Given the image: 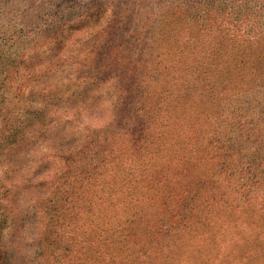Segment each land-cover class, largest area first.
<instances>
[{
	"label": "trees",
	"instance_id": "16d2710c",
	"mask_svg": "<svg viewBox=\"0 0 264 264\" xmlns=\"http://www.w3.org/2000/svg\"><path fill=\"white\" fill-rule=\"evenodd\" d=\"M0 120V264H264V0H0Z\"/></svg>",
	"mask_w": 264,
	"mask_h": 264
},
{
	"label": "rangeland",
	"instance_id": "374dc122",
	"mask_svg": "<svg viewBox=\"0 0 264 264\" xmlns=\"http://www.w3.org/2000/svg\"><path fill=\"white\" fill-rule=\"evenodd\" d=\"M120 37V36H119ZM70 67L68 66H63L60 68L57 72L58 78L63 79V80H69L71 78V72H70ZM92 124L96 125V122L92 120ZM0 126H1V120H0Z\"/></svg>",
	"mask_w": 264,
	"mask_h": 264
}]
</instances>
